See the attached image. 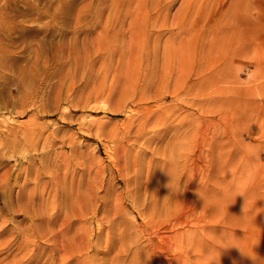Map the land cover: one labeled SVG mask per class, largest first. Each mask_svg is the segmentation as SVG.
Listing matches in <instances>:
<instances>
[{"label": "rangeland", "instance_id": "obj_1", "mask_svg": "<svg viewBox=\"0 0 264 264\" xmlns=\"http://www.w3.org/2000/svg\"><path fill=\"white\" fill-rule=\"evenodd\" d=\"M225 1L0 0V264H264V0Z\"/></svg>", "mask_w": 264, "mask_h": 264}, {"label": "bare ground", "instance_id": "obj_2", "mask_svg": "<svg viewBox=\"0 0 264 264\" xmlns=\"http://www.w3.org/2000/svg\"><path fill=\"white\" fill-rule=\"evenodd\" d=\"M230 1H232V0H230ZM237 1H238V0H234V2H236V3H237ZM225 2H226V4H230V5H231V4L233 3V5H234V2H233V1H232L231 3H228L227 1H225ZM216 3L220 5V4L223 3V0H217ZM158 219H159V218H158ZM150 221H151V220H150ZM150 221H149V222H150ZM152 221H153V220H152ZM150 223H152V222H150ZM151 226H152V225H151ZM161 237H162V236H161ZM161 237H160V239H161ZM148 238H149V237H148ZM145 240H146V239H145ZM146 242H147V241H146ZM147 243H148V242H147ZM195 244H196V243H195ZM143 247H144V246H143ZM164 250H165V249H164ZM148 253H150V252H148ZM152 254H153V253H152ZM148 256H150V255H148ZM148 256H147V257H148ZM143 257H144V256H143ZM147 257H146V258H147ZM144 258H145V257H144ZM156 258H157V257H156ZM141 259H142V258H141ZM141 259H140V260H141ZM152 259H153V258H152ZM154 259H155V258H154ZM142 260H143V259H142ZM145 260H146V259H145ZM145 260H144V262H145ZM148 260H149V259H148ZM132 261H133V260H132ZM178 261H179V260H178ZM141 262H142V261H141ZM141 262H140V263H141ZM148 262H149V261H148ZM148 262H146V263H148ZM179 262H180V261H179ZM146 263H145V264H146ZM150 264H151V263H150ZM179 264H180V263H179Z\"/></svg>", "mask_w": 264, "mask_h": 264}]
</instances>
